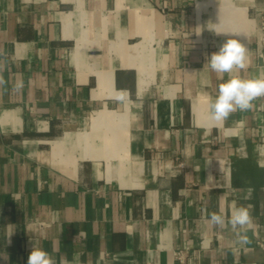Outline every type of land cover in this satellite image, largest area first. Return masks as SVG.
<instances>
[{
  "label": "crops",
  "instance_id": "1",
  "mask_svg": "<svg viewBox=\"0 0 264 264\" xmlns=\"http://www.w3.org/2000/svg\"><path fill=\"white\" fill-rule=\"evenodd\" d=\"M261 15L264 0H0V264L34 244L57 264H264V97L223 124L206 102L227 39L248 49L242 78L264 71ZM234 205L253 218L244 247L206 220Z\"/></svg>",
  "mask_w": 264,
  "mask_h": 264
},
{
  "label": "clouds",
  "instance_id": "2",
  "mask_svg": "<svg viewBox=\"0 0 264 264\" xmlns=\"http://www.w3.org/2000/svg\"><path fill=\"white\" fill-rule=\"evenodd\" d=\"M247 52L248 49L240 39L229 38L220 45L218 51L207 57V67L223 80L218 86L216 97L207 98L206 101L209 105L208 118L216 124L225 123L234 112L251 110L254 106L253 101L264 97V71L248 78L239 75L241 70L248 67ZM225 74L227 79H224ZM2 82L0 80V83ZM22 87V81H18L14 90L19 91ZM112 99L122 104L130 102L127 90H117ZM206 220L213 226H230L235 233L236 243L241 247L251 242L247 232L252 227L253 218L247 207L234 205L230 217L212 213L206 217ZM27 264H57V261L49 252L34 244ZM59 264H72V262L66 257H61Z\"/></svg>",
  "mask_w": 264,
  "mask_h": 264
},
{
  "label": "built area",
  "instance_id": "3",
  "mask_svg": "<svg viewBox=\"0 0 264 264\" xmlns=\"http://www.w3.org/2000/svg\"><path fill=\"white\" fill-rule=\"evenodd\" d=\"M255 45L258 55L262 58V60H264V15H261L258 18L255 33ZM257 246L261 250L262 254H264V242H258ZM175 258L178 262L187 261L182 252H177L175 254Z\"/></svg>",
  "mask_w": 264,
  "mask_h": 264
}]
</instances>
